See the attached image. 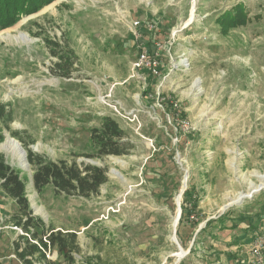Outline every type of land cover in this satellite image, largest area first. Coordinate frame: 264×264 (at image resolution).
Wrapping results in <instances>:
<instances>
[{
  "label": "rangeland",
  "instance_id": "1",
  "mask_svg": "<svg viewBox=\"0 0 264 264\" xmlns=\"http://www.w3.org/2000/svg\"><path fill=\"white\" fill-rule=\"evenodd\" d=\"M239 5L246 25L215 26ZM144 48L158 76L134 69ZM54 49L73 60L70 78ZM0 104L19 135L0 123V155L34 216L48 236H76L70 260L49 247L53 264H247L260 244L264 261V0H55L0 31ZM105 117L129 155L84 156ZM20 139L53 162L106 168L108 182L90 198L39 193ZM16 214L0 189V264H22Z\"/></svg>",
  "mask_w": 264,
  "mask_h": 264
},
{
  "label": "trees",
  "instance_id": "2",
  "mask_svg": "<svg viewBox=\"0 0 264 264\" xmlns=\"http://www.w3.org/2000/svg\"><path fill=\"white\" fill-rule=\"evenodd\" d=\"M54 1L0 0V31L14 26L22 15L36 13ZM248 22L249 18L246 8L239 5L232 14L227 12L220 16L216 20L215 26L220 27L224 31L225 29L230 30L231 28L246 25ZM51 55L58 60L55 66L59 68L61 76L70 78L73 60L55 49L51 51ZM9 107V105L0 104V123L3 124L5 130L11 133L13 138H18V133L12 132L10 128V124L13 121V112ZM2 131L3 129L1 130L0 128V143L4 141ZM126 136L125 131L114 119L105 117L102 120L101 127L91 131V141L97 153L84 156L102 158L129 155L134 146L129 141H125ZM20 142H22L27 151L29 164L35 168L33 183L39 193L47 186H52L58 194L90 198L98 195L100 188L108 182L106 168L91 164L80 167L76 161L72 163L65 160L53 162L45 156L36 154L28 149L27 143L23 140L20 139ZM0 189L15 202L18 214L13 217V223L26 234L18 236L14 243L16 257L22 264H53L47 259L46 252L49 247H58L60 254L68 258L71 249H77L76 236L74 234L63 236L61 233H52L48 236L49 233L46 231L44 223L41 219L34 216L30 208L25 181L21 178L19 171L7 164L3 155H0ZM186 213L187 209L185 208L182 215H186ZM190 213L191 211H189ZM257 230H259V227L254 225L253 231L248 230L246 233H254ZM251 239H253V236ZM69 246L72 248H69Z\"/></svg>",
  "mask_w": 264,
  "mask_h": 264
},
{
  "label": "built area",
  "instance_id": "3",
  "mask_svg": "<svg viewBox=\"0 0 264 264\" xmlns=\"http://www.w3.org/2000/svg\"><path fill=\"white\" fill-rule=\"evenodd\" d=\"M138 26H139V22H135V27L137 28ZM160 65L161 64L159 62L158 56H150L149 51L144 48L142 50V52L140 53L137 61L134 64V69L135 70H141V71L146 69L147 74L151 75V77L152 76L155 77V76H158L160 74V71H161ZM10 228L12 230L20 231L21 236L26 235L20 227L12 225V226H10ZM262 247H263V244H260V246L256 245L251 250L252 260L250 261L248 259L247 264H262V263H264L263 254H262V250H261Z\"/></svg>",
  "mask_w": 264,
  "mask_h": 264
},
{
  "label": "bare ground",
  "instance_id": "4",
  "mask_svg": "<svg viewBox=\"0 0 264 264\" xmlns=\"http://www.w3.org/2000/svg\"><path fill=\"white\" fill-rule=\"evenodd\" d=\"M3 148L11 149L12 151H14L16 153V154L15 153L14 154L17 155L19 157V159H21V162H25V152L16 140L12 139L11 137H8L5 144L3 145ZM23 167H24V164H23Z\"/></svg>",
  "mask_w": 264,
  "mask_h": 264
},
{
  "label": "water",
  "instance_id": "5",
  "mask_svg": "<svg viewBox=\"0 0 264 264\" xmlns=\"http://www.w3.org/2000/svg\"><path fill=\"white\" fill-rule=\"evenodd\" d=\"M181 217H182V211H179V213H178V219H177L178 224H179V222H180ZM177 226H178V225H177ZM176 233H177V230H176ZM184 257H185V255H184Z\"/></svg>",
  "mask_w": 264,
  "mask_h": 264
}]
</instances>
